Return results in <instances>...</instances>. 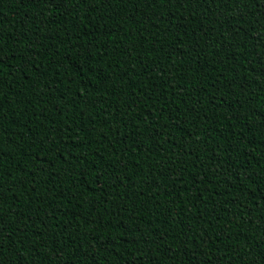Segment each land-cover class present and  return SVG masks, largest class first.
I'll return each instance as SVG.
<instances>
[{"label": "trees", "instance_id": "1", "mask_svg": "<svg viewBox=\"0 0 264 264\" xmlns=\"http://www.w3.org/2000/svg\"><path fill=\"white\" fill-rule=\"evenodd\" d=\"M0 264H264V0H0Z\"/></svg>", "mask_w": 264, "mask_h": 264}]
</instances>
